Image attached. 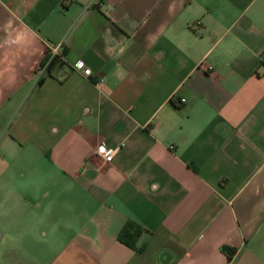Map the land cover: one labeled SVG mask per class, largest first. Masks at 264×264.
Wrapping results in <instances>:
<instances>
[{
  "label": "crops",
  "instance_id": "0c3cea01",
  "mask_svg": "<svg viewBox=\"0 0 264 264\" xmlns=\"http://www.w3.org/2000/svg\"><path fill=\"white\" fill-rule=\"evenodd\" d=\"M0 264H264V0H0Z\"/></svg>",
  "mask_w": 264,
  "mask_h": 264
},
{
  "label": "built area",
  "instance_id": "2783aa9c",
  "mask_svg": "<svg viewBox=\"0 0 264 264\" xmlns=\"http://www.w3.org/2000/svg\"><path fill=\"white\" fill-rule=\"evenodd\" d=\"M57 46H58V43H55V44L48 46V51H47L46 57L42 63L41 70L44 69L45 67H47L49 65V63L51 62V60L55 56H59V57L61 56L57 50ZM72 67L79 69L81 71V73L85 76H87L91 73L90 68L88 66H85L80 61L74 62L72 64ZM206 68L207 69L211 68V65H207ZM96 150L105 158H108L114 151L112 148L105 147L104 144H102V143L97 145Z\"/></svg>",
  "mask_w": 264,
  "mask_h": 264
},
{
  "label": "trees",
  "instance_id": "16d2710c",
  "mask_svg": "<svg viewBox=\"0 0 264 264\" xmlns=\"http://www.w3.org/2000/svg\"><path fill=\"white\" fill-rule=\"evenodd\" d=\"M53 60H54V58L51 60V62H52ZM49 65H50V64H49ZM119 234H120V236H121V235H124V230L120 231Z\"/></svg>",
  "mask_w": 264,
  "mask_h": 264
}]
</instances>
